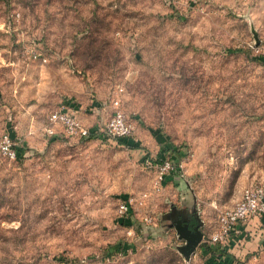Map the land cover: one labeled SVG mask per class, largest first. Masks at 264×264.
Here are the masks:
<instances>
[{
    "label": "rangeland",
    "instance_id": "374dc122",
    "mask_svg": "<svg viewBox=\"0 0 264 264\" xmlns=\"http://www.w3.org/2000/svg\"><path fill=\"white\" fill-rule=\"evenodd\" d=\"M115 98L126 142L102 133ZM66 103L94 136L46 133ZM3 133L0 264H264V216L208 242L264 186V0H0Z\"/></svg>",
    "mask_w": 264,
    "mask_h": 264
},
{
    "label": "built area",
    "instance_id": "2783aa9c",
    "mask_svg": "<svg viewBox=\"0 0 264 264\" xmlns=\"http://www.w3.org/2000/svg\"><path fill=\"white\" fill-rule=\"evenodd\" d=\"M40 53L33 52L32 58H38ZM115 107L112 117L107 121L102 133L111 138H128L132 133V124L127 120L125 113L119 108V99L112 100ZM65 107V108H64ZM50 113L49 124L45 131L54 135L58 127L61 132L71 138H86L89 128L84 125L70 105H65ZM69 109V110H68ZM0 157L14 160L18 158V151L11 136L7 133L0 135ZM177 164L170 160H163L156 164L158 182L166 180L169 172L174 171ZM129 202L119 204V213L128 209ZM264 216V186L261 184L246 186L241 197L232 206L221 209L218 214L217 228L208 237V242L229 245L231 241H240L242 237V224L251 217Z\"/></svg>",
    "mask_w": 264,
    "mask_h": 264
},
{
    "label": "water",
    "instance_id": "95a60500",
    "mask_svg": "<svg viewBox=\"0 0 264 264\" xmlns=\"http://www.w3.org/2000/svg\"><path fill=\"white\" fill-rule=\"evenodd\" d=\"M175 229L179 237L184 238L187 242L186 246L188 250L186 253L194 250L203 238V234L200 231L190 229L187 224L177 223Z\"/></svg>",
    "mask_w": 264,
    "mask_h": 264
},
{
    "label": "trees",
    "instance_id": "16d2710c",
    "mask_svg": "<svg viewBox=\"0 0 264 264\" xmlns=\"http://www.w3.org/2000/svg\"><path fill=\"white\" fill-rule=\"evenodd\" d=\"M95 131H96V129H89L88 137L94 136L95 135ZM118 140H120L122 142H126L127 138H119ZM18 157H19V154H18ZM194 224H195V221L193 219H191L187 225H188V227L190 229H193L192 227H193ZM205 248H206L207 251H211L209 246H205ZM213 252L217 253L220 257L224 256V254H225L223 250H219V249H217L216 251H213Z\"/></svg>",
    "mask_w": 264,
    "mask_h": 264
},
{
    "label": "crops",
    "instance_id": "0c3cea01",
    "mask_svg": "<svg viewBox=\"0 0 264 264\" xmlns=\"http://www.w3.org/2000/svg\"><path fill=\"white\" fill-rule=\"evenodd\" d=\"M94 106V105H93ZM95 107V106H94ZM94 107H92V108H94ZM78 109V108H77ZM75 112L76 113H83V112H78V110H75ZM86 113H89V112H86ZM78 116V115H77ZM79 117V116H78ZM83 121V120H82ZM96 127H92L91 129H95ZM261 222H263L261 225V227H260V229H259V232H264V218H261ZM264 238V234H263V236H262V239Z\"/></svg>",
    "mask_w": 264,
    "mask_h": 264
},
{
    "label": "flooded vegetation",
    "instance_id": "af4514ba",
    "mask_svg": "<svg viewBox=\"0 0 264 264\" xmlns=\"http://www.w3.org/2000/svg\"><path fill=\"white\" fill-rule=\"evenodd\" d=\"M194 226H195V224L193 225V227L192 228H194ZM193 230V229H192Z\"/></svg>",
    "mask_w": 264,
    "mask_h": 264
}]
</instances>
